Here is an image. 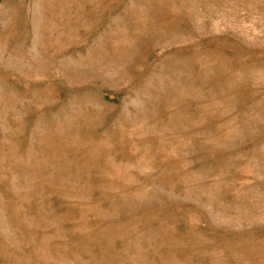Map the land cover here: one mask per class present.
<instances>
[{"label":"rangeland","instance_id":"374dc122","mask_svg":"<svg viewBox=\"0 0 264 264\" xmlns=\"http://www.w3.org/2000/svg\"><path fill=\"white\" fill-rule=\"evenodd\" d=\"M0 264H264V0H0Z\"/></svg>","mask_w":264,"mask_h":264}]
</instances>
